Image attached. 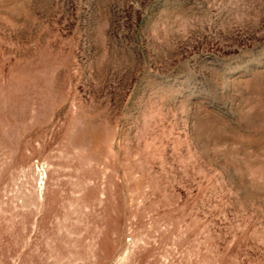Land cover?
Wrapping results in <instances>:
<instances>
[{
    "label": "rangeland",
    "instance_id": "rangeland-1",
    "mask_svg": "<svg viewBox=\"0 0 264 264\" xmlns=\"http://www.w3.org/2000/svg\"><path fill=\"white\" fill-rule=\"evenodd\" d=\"M0 264H264V0H0Z\"/></svg>",
    "mask_w": 264,
    "mask_h": 264
}]
</instances>
